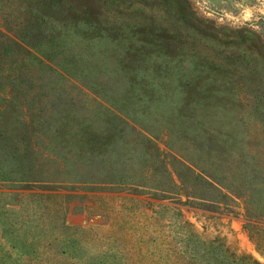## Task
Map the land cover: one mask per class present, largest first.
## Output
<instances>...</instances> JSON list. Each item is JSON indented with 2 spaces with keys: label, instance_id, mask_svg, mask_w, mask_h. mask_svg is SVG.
Here are the masks:
<instances>
[{
  "label": "rangeland",
  "instance_id": "374dc122",
  "mask_svg": "<svg viewBox=\"0 0 264 264\" xmlns=\"http://www.w3.org/2000/svg\"><path fill=\"white\" fill-rule=\"evenodd\" d=\"M34 7L0 58V264H264V0L0 17Z\"/></svg>",
  "mask_w": 264,
  "mask_h": 264
},
{
  "label": "trees",
  "instance_id": "16d2710c",
  "mask_svg": "<svg viewBox=\"0 0 264 264\" xmlns=\"http://www.w3.org/2000/svg\"><path fill=\"white\" fill-rule=\"evenodd\" d=\"M47 2V0H46ZM53 2H49L51 5ZM53 11L52 7H48L46 12ZM45 13L42 7H34L29 10L28 19L21 21L16 27L5 26L3 19L5 13L0 17V58L7 53L24 51L31 54L36 44L46 37L44 25ZM81 14L74 13L73 17L79 19ZM51 34V33H50ZM52 35V34H51ZM53 36V35H52Z\"/></svg>",
  "mask_w": 264,
  "mask_h": 264
}]
</instances>
